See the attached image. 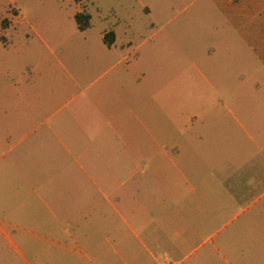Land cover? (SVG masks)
I'll list each match as a JSON object with an SVG mask.
<instances>
[{
    "label": "crops",
    "instance_id": "1",
    "mask_svg": "<svg viewBox=\"0 0 264 264\" xmlns=\"http://www.w3.org/2000/svg\"><path fill=\"white\" fill-rule=\"evenodd\" d=\"M263 1L226 15L262 73ZM111 31L58 77L49 46L0 47V264H264L262 126H241L253 154L231 161L229 106L148 76Z\"/></svg>",
    "mask_w": 264,
    "mask_h": 264
},
{
    "label": "rangeland",
    "instance_id": "2",
    "mask_svg": "<svg viewBox=\"0 0 264 264\" xmlns=\"http://www.w3.org/2000/svg\"><path fill=\"white\" fill-rule=\"evenodd\" d=\"M227 1L0 0V47L11 55L19 51L25 60L27 48L49 46L56 55L49 53L53 68L49 75L58 77L57 59L79 60L84 48L99 47L103 33L110 38L111 30L130 33L148 76L181 75L186 81L181 85L183 93L190 94L191 88L195 98L204 99L198 101L199 107L213 106L214 114L222 104L224 111L229 106L224 156L240 160L253 154L241 126L253 135L255 122L264 133V73L250 58L239 33L228 25ZM78 11L90 15L84 30L78 29L74 18ZM11 18L13 27L5 30ZM247 41L253 43V37ZM42 55L31 54L36 59ZM233 215L228 228L237 222Z\"/></svg>",
    "mask_w": 264,
    "mask_h": 264
},
{
    "label": "trees",
    "instance_id": "3",
    "mask_svg": "<svg viewBox=\"0 0 264 264\" xmlns=\"http://www.w3.org/2000/svg\"><path fill=\"white\" fill-rule=\"evenodd\" d=\"M76 1H79V0H76ZM74 18H75V21L77 23L78 29L84 30L87 27H89V25H90V15L88 13H85V12H82V11H78V12H76L74 14ZM109 34H110V38H107V34H104L105 42H107L108 44H110L111 41H112L113 32L110 31Z\"/></svg>",
    "mask_w": 264,
    "mask_h": 264
}]
</instances>
